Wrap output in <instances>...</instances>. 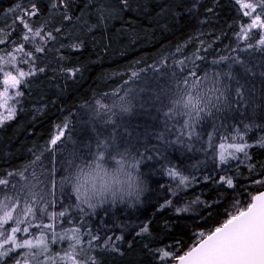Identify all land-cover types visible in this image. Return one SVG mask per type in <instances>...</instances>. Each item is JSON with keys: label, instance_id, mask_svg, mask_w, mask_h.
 Wrapping results in <instances>:
<instances>
[{"label": "snow or ice", "instance_id": "snow-or-ice-1", "mask_svg": "<svg viewBox=\"0 0 264 264\" xmlns=\"http://www.w3.org/2000/svg\"><path fill=\"white\" fill-rule=\"evenodd\" d=\"M41 2L61 13L67 25L80 18V0H51L50 5L49 0ZM234 3L239 19L231 25L237 30L230 56H198L207 47L203 40V47L195 49L191 56L177 48L179 60L174 56L171 64L167 59L153 62L161 76L168 70V83L163 91L149 89L151 101H144L142 89L127 86L104 94L86 104L91 114L87 123L94 139L82 142L79 149L62 159L36 157L0 179V264H105L98 253L122 256L125 246L133 247L137 239L143 242L145 251L158 258L153 264H264V190L251 194L243 207L232 212L225 209L223 219L212 228L196 229L193 235L198 238L186 250H181L182 245L177 247L179 241L155 247L163 245L166 236L153 226L151 218H123L128 209L145 202L149 174L166 177L165 183L158 184L152 193L158 210L171 209L175 214L196 211L201 223L212 216L209 209L222 201L204 199L202 193L181 203L194 186L207 182L238 187L240 177L247 181L241 187L264 186V161L254 162L252 156L254 146L264 148V0ZM129 7L128 0L107 6L97 2L89 11L96 9L99 20L121 17ZM202 7L203 0H171L160 12L175 9L174 17L195 16ZM216 7L214 2L204 7L201 24L214 19ZM5 11L13 18L6 25L4 40L16 35L18 24L23 29L20 42L13 40L11 50L0 51V128L18 117L29 94H35L33 83L40 76L46 77L50 71L56 79L82 72V66L64 68L62 63H71L73 50L85 47L78 38L74 43L59 44L52 31H43V23L34 26L31 20L42 11L37 3L24 6L17 2ZM56 31L61 39H73L71 29L64 24ZM50 43H58L63 49L57 50L54 60L47 57ZM145 69L151 71L148 65ZM257 77L259 85L254 82ZM145 78L141 69L131 71L128 81L135 83ZM138 95L141 103L157 108L160 122L133 135L120 117L135 109ZM69 127L68 123L58 126L51 144L57 146L68 135ZM121 128L127 138L121 136ZM195 153L200 159L193 162ZM93 157L97 163L101 158L119 159V170L130 161L144 179L143 186L137 183L136 195L127 199L113 195L95 202L74 191L69 174L78 161ZM241 165H246V174ZM254 175L258 179H253ZM120 184L123 187L124 181ZM197 203L200 209H193ZM120 206H124V212ZM163 223L166 228L172 227L168 220Z\"/></svg>", "mask_w": 264, "mask_h": 264}, {"label": "trees", "instance_id": "trees-1", "mask_svg": "<svg viewBox=\"0 0 264 264\" xmlns=\"http://www.w3.org/2000/svg\"><path fill=\"white\" fill-rule=\"evenodd\" d=\"M19 0H0V20H3L5 15L9 12L5 10L9 9L11 5L17 3ZM204 7H210L212 3L218 4V7L214 9L215 17L207 24H201L203 19L204 7L198 10V14L193 16L191 14H185L182 17L179 16L172 18L171 28L158 29L154 32L153 38L150 40L147 46L139 49H131V51L124 52L116 58H109L106 56L100 60L96 58L91 62L88 68L85 69V78L78 81L76 85L71 87L67 93L57 98L54 102L51 98L44 102H32L27 99L25 103V112L32 111L31 108L35 105L36 110L29 112V117L16 119L8 128L7 136L12 138L14 135H18L14 139L10 146V154L8 158H1L4 154L0 152V162H6L0 168V176L5 173L9 168L16 167L15 169H22L28 164V161L33 160L36 157H32L31 154H26V151L34 146V144L45 142L50 136L58 129V126H62L63 123L70 125L67 130L68 135L62 137L61 141L57 142V146L51 145L44 150L37 157L43 156L48 160L62 159L69 153L80 148L82 142L89 138L94 139L90 125L87 123L90 117V112L86 108V104H92L94 100L99 99L104 94L110 93L114 89L139 88L143 91L140 95H143L144 101H151L153 99L149 89H160L163 91L167 80V69L164 70V75L161 76L159 70L153 66V62L160 63L167 59L171 64L172 58L179 60V56L175 55L177 48L182 49L185 56H191L195 49L202 48L203 46L198 43L194 35L203 32L204 42L207 45L203 51L197 53V55H206L208 58L219 56H230V49L235 47L236 40L234 38V32H229L227 21L222 19L224 15L234 13V6L232 2L226 0H203ZM235 15V13H234ZM18 31L14 37L20 36L23 26L17 25ZM7 35V34H6ZM1 47V46H0ZM84 52L73 54L72 58L80 63H84ZM247 56V54H245ZM259 58V53L254 54ZM84 65H86L84 63ZM83 65V66H84ZM145 65H148L151 71L145 69ZM87 67V66H86ZM131 67V71H140L144 69L146 73L145 80H137L135 83L128 81V76L131 71H125L124 69ZM133 69V70H132ZM236 70L241 71L240 66H236ZM116 83V86H110L108 83ZM259 85V77L254 81ZM30 95V94H29ZM123 95V92L120 93ZM30 96H28L29 98ZM136 107L131 113H126L120 117V122L127 127L133 135L137 132L147 131L153 125L159 124V115L156 107H150L148 103H141L140 96L136 98ZM121 136L127 138V133L124 129H119ZM258 135V133H257ZM9 142V141H8ZM3 150L5 147L2 144ZM0 150V151H1ZM253 160L264 161V148L254 146L252 151ZM200 159V155L195 153L192 155V161L195 162ZM1 165V164H0ZM21 165V166H20ZM242 171L246 174L248 169L246 165H241ZM31 171V169H29ZM4 172V173H3ZM224 174V173H221ZM228 174L237 175L235 172H229ZM149 190L145 193V202L137 205L136 208L128 209V214L123 217L125 219H135L139 216L140 219L153 220V226L161 231L166 236L163 245H155V247L166 246L170 241H179L178 248L182 245L181 250H186L191 243L197 239L193 233L198 228H205L208 230L212 228L216 223L223 219V212L227 209L228 212H232L237 207H243L248 197L255 191L263 190L264 186H252L251 188L241 187L247 184V181L240 177L238 187H228L227 185L208 184L203 182L202 186H194L192 190L187 193L185 201L194 199L197 195L203 193L204 199H220L222 202L209 211L212 212V216L204 223H201L196 211L184 214H175L171 209L167 211L158 210L156 200L152 198L154 189H157L158 184H163L166 181V177L157 176L155 174H149L147 177ZM253 179H258V176L254 175ZM163 195V192L160 193ZM227 197V199H223ZM234 201H238V204H234ZM162 202V201H161ZM234 204V205H233ZM193 209H200V204H193ZM124 206H120V211L124 212ZM202 210V209H201ZM168 220L172 225L171 228H166L163 221ZM126 238H131L126 236ZM173 250L172 248H169ZM179 254V253H178ZM102 255L105 264H153L158 259L153 257L147 251L143 249V242L136 240L134 246L128 248L125 246L124 254L115 255L111 253H98ZM170 264V262H166Z\"/></svg>", "mask_w": 264, "mask_h": 264}, {"label": "rangeland", "instance_id": "rangeland-1", "mask_svg": "<svg viewBox=\"0 0 264 264\" xmlns=\"http://www.w3.org/2000/svg\"><path fill=\"white\" fill-rule=\"evenodd\" d=\"M226 1L232 2L235 15L234 13L233 15H224L222 19L227 21L228 30L229 32H232V30L237 29L235 27H231V25L233 21L238 20L239 17L235 11L236 6L234 0ZM18 2L23 3L24 6H28L30 3H37L38 7L42 8V11L31 20V23H33L34 26H39L43 23L45 25L43 31H52L59 44L74 43L77 42V38L82 41L85 47L80 50H73L72 56L73 54H78L86 50L83 59L86 65H84V63H80V61L74 60L73 58L71 63H62V67L64 68L82 66V72L77 73L75 76L71 74L66 77L59 75V78L53 79V74L50 71L46 77L40 76L39 81L33 83L35 94L33 95L30 93V97L28 98L32 104L35 102H44L50 98L56 102L58 97L65 95L71 87L78 83V81L85 78V69L88 68L89 64L96 58H99L100 60L104 59L106 56L109 58H116L117 55L120 56L124 52L131 51V49H139L147 46L153 38L155 31L160 28H171V20L174 17L172 12L176 11L175 9H172L171 11L160 12V9L164 8L166 3H171V0H128L131 7L126 8L121 17L100 18L97 20L96 9L89 11L92 3L98 2L107 6L114 3H120L121 0H80L79 5H77L80 9L77 15H79L80 18L74 19L70 25H67L65 24L64 16L61 13L51 11L48 6L42 4L41 0H19ZM176 2L179 3L182 2V0H176ZM50 4L51 0H49V5ZM85 5H88L89 7H85ZM189 6L190 5L188 4L185 5V7ZM16 15H19V13H16ZM12 18V14L9 13L3 17V20H0V29H3V31H0V51L11 50L13 40L20 42L22 32H20L19 37L11 38L9 42V39L4 40V36L8 33L6 25L11 22ZM174 18H176V16ZM62 24L71 29L73 35L72 40L60 38V35L56 30ZM93 26H95V28ZM194 38H196L198 43H200L201 40L204 41L205 39L204 33L201 31L195 34ZM59 44L50 43L49 51L47 52V57L49 59L54 60L57 58L58 49L59 51H63L62 48H59ZM65 55L69 54L65 53ZM125 71H131V67L125 68L124 72ZM108 84H110V86H116V83L114 82ZM31 110L33 111V108H31ZM32 111H28L27 109L25 112V108L23 107L17 118L20 119L22 116H24V118L25 116L29 117V112ZM14 121L8 122L6 126L0 128V150L2 149V144L5 147L0 151L1 153L4 152L1 158H8L7 156L10 154L11 143H13L14 139L18 137V135H14L12 138L7 136L8 128ZM56 131L53 135H55ZM52 136H50L45 142L34 144L33 147L26 151L25 155L31 154L32 157L40 155L44 150L52 145L50 142ZM5 163L6 162H0V168L2 165H5ZM9 170L10 169L8 168L5 173L3 172L4 174L0 176V179L6 178ZM234 204L238 203L234 201ZM9 264H11V262H9Z\"/></svg>", "mask_w": 264, "mask_h": 264}, {"label": "clouds", "instance_id": "clouds-1", "mask_svg": "<svg viewBox=\"0 0 264 264\" xmlns=\"http://www.w3.org/2000/svg\"><path fill=\"white\" fill-rule=\"evenodd\" d=\"M119 169V159L101 158L97 163L93 157L87 161H78L68 179L74 191L91 197L93 202L98 199H110L113 195L125 199L130 195L135 196L138 191L137 183L143 186L144 179L138 176L130 161L125 163L123 170ZM121 180L124 181L123 187Z\"/></svg>", "mask_w": 264, "mask_h": 264}, {"label": "water", "instance_id": "water-1", "mask_svg": "<svg viewBox=\"0 0 264 264\" xmlns=\"http://www.w3.org/2000/svg\"><path fill=\"white\" fill-rule=\"evenodd\" d=\"M264 190V189H263Z\"/></svg>", "mask_w": 264, "mask_h": 264}]
</instances>
